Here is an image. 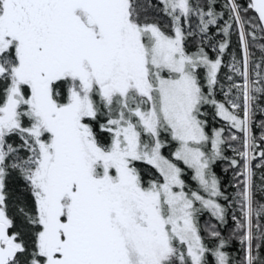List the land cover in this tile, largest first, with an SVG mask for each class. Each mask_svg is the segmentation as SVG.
<instances>
[{
	"label": "snow or ice",
	"instance_id": "1",
	"mask_svg": "<svg viewBox=\"0 0 264 264\" xmlns=\"http://www.w3.org/2000/svg\"><path fill=\"white\" fill-rule=\"evenodd\" d=\"M0 264H264V0H0Z\"/></svg>",
	"mask_w": 264,
	"mask_h": 264
},
{
	"label": "trees",
	"instance_id": "2",
	"mask_svg": "<svg viewBox=\"0 0 264 264\" xmlns=\"http://www.w3.org/2000/svg\"><path fill=\"white\" fill-rule=\"evenodd\" d=\"M223 3H224V0H217L218 10H219V6L223 5ZM232 40H233V45L235 46L237 37L234 35L232 37ZM230 58H231L230 56L226 57V61L227 60H230ZM224 70L225 69H222V73H223ZM217 126H219V125H217ZM259 134H260L259 133V130H256V135L259 136ZM227 155L231 156L232 155L231 151H228L227 152ZM254 163H258V161L254 162ZM226 167H227V162L226 161L225 162H218L217 165L215 166V171L220 176V178L222 180V183H224L225 185H227L228 182L232 178V172H231V170H229L227 173H225L224 169ZM258 172H261V170L260 169H256V177H255V179H256L257 183H259V178H260V175H258ZM229 191H231V192L234 193L235 192V189L234 188H229ZM204 219L205 220L208 219L207 214L204 216ZM213 222H215V221H213ZM229 226H231V222H230V225ZM236 248L237 249L239 248V245L238 244L236 245Z\"/></svg>",
	"mask_w": 264,
	"mask_h": 264
},
{
	"label": "rangeland",
	"instance_id": "3",
	"mask_svg": "<svg viewBox=\"0 0 264 264\" xmlns=\"http://www.w3.org/2000/svg\"><path fill=\"white\" fill-rule=\"evenodd\" d=\"M231 59V58H230ZM225 70L223 71V73H226L228 71L227 68H224ZM258 175H261V172H258Z\"/></svg>",
	"mask_w": 264,
	"mask_h": 264
}]
</instances>
